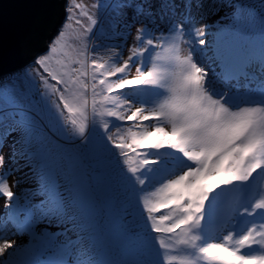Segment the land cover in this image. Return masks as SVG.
<instances>
[{"label":"snow or ice","instance_id":"6c2138e0","mask_svg":"<svg viewBox=\"0 0 264 264\" xmlns=\"http://www.w3.org/2000/svg\"><path fill=\"white\" fill-rule=\"evenodd\" d=\"M0 26L39 49L0 69V264H264V0H0Z\"/></svg>","mask_w":264,"mask_h":264},{"label":"water","instance_id":"95a60500","mask_svg":"<svg viewBox=\"0 0 264 264\" xmlns=\"http://www.w3.org/2000/svg\"><path fill=\"white\" fill-rule=\"evenodd\" d=\"M37 0H4V6L17 4L26 6L35 3ZM62 5L64 0H57ZM63 18V13L58 9V19ZM38 48H32L28 51L21 50L11 30L0 26V69H13L26 63L30 57L38 51Z\"/></svg>","mask_w":264,"mask_h":264},{"label":"rangeland","instance_id":"374dc122","mask_svg":"<svg viewBox=\"0 0 264 264\" xmlns=\"http://www.w3.org/2000/svg\"><path fill=\"white\" fill-rule=\"evenodd\" d=\"M80 2H83V3H90L91 2V0H80ZM74 27H76L75 25H73Z\"/></svg>","mask_w":264,"mask_h":264}]
</instances>
